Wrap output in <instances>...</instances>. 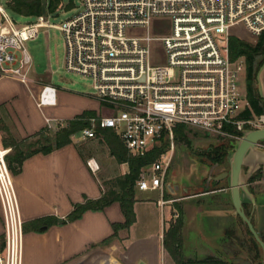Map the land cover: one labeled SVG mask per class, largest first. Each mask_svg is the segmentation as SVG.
<instances>
[{"label": "built area", "instance_id": "1", "mask_svg": "<svg viewBox=\"0 0 264 264\" xmlns=\"http://www.w3.org/2000/svg\"><path fill=\"white\" fill-rule=\"evenodd\" d=\"M8 9L0 0L1 76L30 84L34 60L26 43L43 29L58 28L65 38L66 69L91 78V96L109 110L85 118L88 124L74 135L92 139L98 128L112 129L133 156L167 143L143 169L140 190L164 192L177 126L235 140L241 137L235 131L264 128V114L242 117L249 107L246 83L240 82L246 63L230 56L232 36L253 39L264 32V0H81V9L60 25L52 22L54 13L20 25ZM168 21V33L151 32L152 27L164 32ZM133 28L147 32L129 33ZM155 42L164 46L163 63L153 62ZM57 105V87L43 84L38 106ZM61 121L47 118L50 128ZM7 154L0 143V264H23L24 219ZM88 165L100 169L95 158Z\"/></svg>", "mask_w": 264, "mask_h": 264}, {"label": "crops", "instance_id": "2", "mask_svg": "<svg viewBox=\"0 0 264 264\" xmlns=\"http://www.w3.org/2000/svg\"><path fill=\"white\" fill-rule=\"evenodd\" d=\"M36 81L31 77L30 84H24L16 78L0 77V143L8 153L13 152L15 144L25 150L34 147L32 137L49 127L48 117L65 120L47 113L56 106H38L40 90L47 83L37 84ZM4 139L15 144L4 146ZM90 158L97 160L95 155L81 151L72 142L48 154L38 152L29 156L21 171L12 173L25 225L23 264H177L164 246L172 210L163 193L156 201L141 193L136 195V221L128 228L114 229V224L125 222L119 202L101 211H86L77 220L63 222L76 203L99 198L107 181L129 172V169L113 171L99 162L100 169L94 172L88 165ZM250 188L256 205L252 204L251 212L246 213L260 234L264 229V191ZM212 201L209 199L208 204L199 206L204 212L216 210L236 223L235 211L221 214L220 206L211 205ZM166 206L170 211L169 219L165 217ZM50 217L57 223L47 225L45 219ZM3 241L4 223L0 212V244Z\"/></svg>", "mask_w": 264, "mask_h": 264}, {"label": "rangeland", "instance_id": "3", "mask_svg": "<svg viewBox=\"0 0 264 264\" xmlns=\"http://www.w3.org/2000/svg\"><path fill=\"white\" fill-rule=\"evenodd\" d=\"M7 1L2 0L3 3ZM64 1L63 8L55 12L54 15L57 16L52 19V22L59 25L81 9V0H73V3L69 0ZM8 12L11 18L20 25H24L33 19L31 16L16 14L10 9H8ZM165 28L164 32L159 33L152 27L151 32L153 34L168 33L170 31L169 21L165 23ZM128 30L129 33L137 35H144L147 32L146 28ZM243 39L251 38L243 37ZM26 44L34 60L31 72L33 80L36 79L37 84L45 82L52 84L58 89V105L51 108V110L45 108L48 110L49 115L64 117L65 120L61 121L64 125L65 121L71 117H77L83 113L84 109H89L87 111H91L92 116L109 113L108 109L91 96L93 92L92 79L66 69V44L64 34L60 29H43L37 39L30 40ZM152 53L154 63L165 62L166 53L161 42L153 44ZM240 82L244 85L246 83L244 72L240 75ZM58 128L57 125H54L52 129L57 130ZM191 139V146L186 145L183 141L176 140L172 163L165 179L163 194L166 199L165 202L171 206L172 210L171 219L168 222L169 228L177 224L178 220L181 222L182 251L185 256H201L203 254L225 256L227 254L229 257L236 258L237 263L241 262L242 264L243 261H246L245 259L249 262L250 254L247 250L249 243L248 236H246V224L240 220L239 216H236V223H231L229 218L221 216L216 210L207 209L204 212L205 209L203 210L199 206L201 203L208 204V200L211 199L213 200L211 205L220 206L221 210L219 211H221V214H224V212L232 214L235 211L228 179L222 180L217 185V188H225L219 193L218 191L212 193L216 187L211 185L210 182L208 186L205 183L213 167L207 158V153L214 144L227 138L220 140L217 137L209 136L191 137ZM72 140L81 151L95 155L98 162L104 164L108 169L111 168L113 171L129 169L128 165L119 163L112 155L110 146L101 135L97 138L83 139L80 134H73ZM258 146L263 150L264 141L260 142ZM229 168L228 162L220 166L216 165L213 174H219L221 171L229 170ZM248 169L246 166L245 172ZM99 176L101 177L102 174L99 173ZM206 186L212 194L193 197L202 194L207 189ZM249 186L254 191H264V177L256 179ZM140 193L155 201L162 198L160 190L141 191L136 188V195ZM166 208L165 217L169 219V207L166 206ZM251 209L252 204L245 203V211L250 213ZM227 231L230 235L227 234ZM261 234L264 235V229H261ZM206 242L207 244H205ZM238 243L243 244V247L237 246Z\"/></svg>", "mask_w": 264, "mask_h": 264}, {"label": "trees", "instance_id": "4", "mask_svg": "<svg viewBox=\"0 0 264 264\" xmlns=\"http://www.w3.org/2000/svg\"><path fill=\"white\" fill-rule=\"evenodd\" d=\"M64 2V0H8L6 6L16 14L32 17L48 12L55 13L63 8ZM69 2L73 3V0H69ZM230 56L232 60L244 58L246 63V86L249 107L244 111L242 117L249 119L256 115L264 114V98L261 97L257 87V73L264 63V32L258 38L253 39L232 36L230 38ZM91 116V111H84L77 117L65 121L64 125L59 126L57 130L47 127L32 137V142L36 145L29 150L22 149L12 140L4 139L2 141L4 146L16 145L13 148V152L8 153L6 156L11 172L14 174L19 173L24 160L35 153L48 154L55 149L72 143L73 134L84 128L88 124L85 118ZM235 132L242 136V132ZM99 135L110 146L113 156L119 163H128L129 172L107 181L104 192L99 198H86L83 202L76 203L63 222L77 220L86 211H101L112 203L119 202L125 215V222L114 224V229L117 231L119 227L128 228L136 221L134 203L136 201L137 182L143 169L150 166L159 157V154L166 149L167 143L163 142L162 146L152 149L145 156H133L128 152L121 138L112 129L98 128L97 136ZM209 136L207 133L194 130L185 125H180L176 128L177 141H183L188 146L192 145L191 137L202 138ZM218 139L222 140L224 138ZM235 141V139L227 138L214 144L207 153L210 163L220 166L228 162L227 158L230 150L235 147ZM260 177H264V173L261 170L257 171L249 181H255ZM239 218L243 222L240 216ZM45 223L50 225L57 223V220L50 217L45 219ZM181 225L178 220V223L172 225L164 236V246L177 264H241V262L237 263L236 258L229 257L227 254L225 256L220 255L221 257L218 255L185 256L182 251ZM245 227L249 243L247 250L250 258L249 262L245 259L246 261H243L242 264H264V254L261 245L255 239L248 226L246 225ZM37 229L40 230V228ZM227 234L230 235L228 231ZM260 236L264 240V235L260 233ZM237 246L243 247V244L238 243Z\"/></svg>", "mask_w": 264, "mask_h": 264}, {"label": "water", "instance_id": "5", "mask_svg": "<svg viewBox=\"0 0 264 264\" xmlns=\"http://www.w3.org/2000/svg\"><path fill=\"white\" fill-rule=\"evenodd\" d=\"M257 87L261 97L264 98V63L257 73ZM262 141H264V128L244 130L240 139L235 141L234 149L229 152L227 158L229 170L214 175L213 172L217 164L213 165L207 178V186L211 180L220 182L228 179L235 214L239 215L248 226L261 245L264 254V240L244 208V204L247 202L256 205V197L249 187V180L257 171L264 172V149L262 150L258 146ZM246 166L249 168L247 172H245ZM205 192H209L208 187Z\"/></svg>", "mask_w": 264, "mask_h": 264}, {"label": "flooded vegetation", "instance_id": "6", "mask_svg": "<svg viewBox=\"0 0 264 264\" xmlns=\"http://www.w3.org/2000/svg\"><path fill=\"white\" fill-rule=\"evenodd\" d=\"M224 171H225V170H224ZM221 172H223V171H221ZM221 172H220V173H221ZM214 175H216V174H214ZM221 182H222V180H221L220 182H217V181H214V180H211V181H210V184H211V185H214L215 183H217L216 186H215L216 188L214 189V192H215V191H223V190L225 189V188H222V187H221V188H220V187L217 188V185L220 184ZM252 182H253V181H252ZM252 182L249 181V184L252 183ZM205 183H207V180H206ZM206 187H207V186H206ZM250 189H251V188H250ZM209 192H210V190H209ZM202 193H206V192L204 191V192H202Z\"/></svg>", "mask_w": 264, "mask_h": 264}]
</instances>
